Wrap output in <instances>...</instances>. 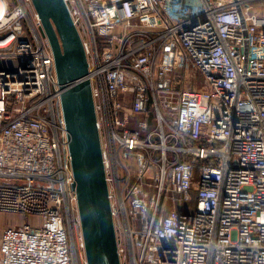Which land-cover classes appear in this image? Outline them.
Returning <instances> with one entry per match:
<instances>
[{
	"label": "built area",
	"instance_id": "built-area-1",
	"mask_svg": "<svg viewBox=\"0 0 264 264\" xmlns=\"http://www.w3.org/2000/svg\"><path fill=\"white\" fill-rule=\"evenodd\" d=\"M63 1L120 264H264V0ZM59 94L31 0H0V215L31 221L0 264H86Z\"/></svg>",
	"mask_w": 264,
	"mask_h": 264
},
{
	"label": "water",
	"instance_id": "water-1",
	"mask_svg": "<svg viewBox=\"0 0 264 264\" xmlns=\"http://www.w3.org/2000/svg\"><path fill=\"white\" fill-rule=\"evenodd\" d=\"M53 59L86 264H120L81 39L63 0H31Z\"/></svg>",
	"mask_w": 264,
	"mask_h": 264
},
{
	"label": "rangeland",
	"instance_id": "rangeland-1",
	"mask_svg": "<svg viewBox=\"0 0 264 264\" xmlns=\"http://www.w3.org/2000/svg\"><path fill=\"white\" fill-rule=\"evenodd\" d=\"M258 5H254V9H255V13H258L257 7ZM0 222L1 223H16L17 225H20L24 222H28L30 224V219H24L21 216H12V215H6V214H1L0 215ZM69 223H67L65 225V228L67 230V232L69 233L70 239L72 241V244L74 245V256L76 261L78 260L77 255L79 253V231H80V227L78 228L77 224H75L73 222L72 219H70V221H68Z\"/></svg>",
	"mask_w": 264,
	"mask_h": 264
},
{
	"label": "crops",
	"instance_id": "crops-1",
	"mask_svg": "<svg viewBox=\"0 0 264 264\" xmlns=\"http://www.w3.org/2000/svg\"><path fill=\"white\" fill-rule=\"evenodd\" d=\"M14 224H16V223H6V224H4V223H1V222H0V236H1V232H2V230H3L6 226H10V225H14Z\"/></svg>",
	"mask_w": 264,
	"mask_h": 264
}]
</instances>
